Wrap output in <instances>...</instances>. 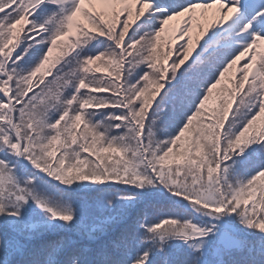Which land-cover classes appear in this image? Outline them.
I'll return each instance as SVG.
<instances>
[{"label": "snow or ice", "instance_id": "obj_1", "mask_svg": "<svg viewBox=\"0 0 264 264\" xmlns=\"http://www.w3.org/2000/svg\"><path fill=\"white\" fill-rule=\"evenodd\" d=\"M0 264H264V0H0Z\"/></svg>", "mask_w": 264, "mask_h": 264}, {"label": "rangeland", "instance_id": "obj_2", "mask_svg": "<svg viewBox=\"0 0 264 264\" xmlns=\"http://www.w3.org/2000/svg\"><path fill=\"white\" fill-rule=\"evenodd\" d=\"M173 23H175V22H173ZM178 42H180L179 40H177ZM194 54V53H193Z\"/></svg>", "mask_w": 264, "mask_h": 264}]
</instances>
